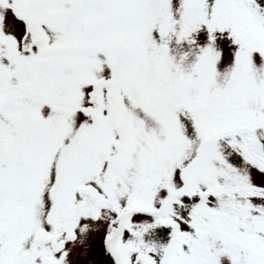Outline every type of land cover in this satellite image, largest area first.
Returning a JSON list of instances; mask_svg holds the SVG:
<instances>
[{
  "label": "snow or ice",
  "instance_id": "6c2138e0",
  "mask_svg": "<svg viewBox=\"0 0 264 264\" xmlns=\"http://www.w3.org/2000/svg\"><path fill=\"white\" fill-rule=\"evenodd\" d=\"M0 264H264V0H0Z\"/></svg>",
  "mask_w": 264,
  "mask_h": 264
}]
</instances>
